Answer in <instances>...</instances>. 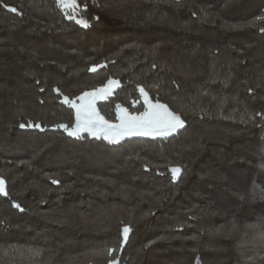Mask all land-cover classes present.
<instances>
[{
  "label": "trees",
  "instance_id": "1",
  "mask_svg": "<svg viewBox=\"0 0 264 264\" xmlns=\"http://www.w3.org/2000/svg\"><path fill=\"white\" fill-rule=\"evenodd\" d=\"M77 2L87 28L56 0H0V264H264V0ZM108 78L106 119L143 111L139 85L186 129L110 144L55 128L74 110L53 89Z\"/></svg>",
  "mask_w": 264,
  "mask_h": 264
},
{
  "label": "snow or ice",
  "instance_id": "2",
  "mask_svg": "<svg viewBox=\"0 0 264 264\" xmlns=\"http://www.w3.org/2000/svg\"><path fill=\"white\" fill-rule=\"evenodd\" d=\"M56 2L62 8L72 7L74 9L78 7L75 0H72L71 4L66 3V0H56ZM176 2H178V0H176ZM4 7L8 6L4 5ZM86 7L85 5V8ZM9 10L17 15H22L16 7H10ZM66 15L69 20H75L77 24L85 28L89 27L86 20L77 18L74 14L66 13ZM148 19H151V16H149ZM229 27L238 26L231 25ZM103 67H106V65H93L89 71L97 72L98 69ZM153 67H155V65H153ZM37 83H39V81H37ZM119 86L120 82L118 80L108 78L106 83L94 86L91 90L83 91L80 95L72 99L60 92L58 88L53 89L58 96L62 97L61 102L74 110V123H72L71 126L67 123H61L55 125V128L62 129L68 137L77 140L83 139L84 136L87 135L97 140H106L110 144H119L123 139L133 136L168 139L170 137H175L181 130L186 129L185 120L182 119L180 115L173 112L167 104L161 103L159 99L153 103L148 97V93L145 89L139 85L137 86L138 91L144 98V104H146L147 107H144L143 111L129 112L127 108H122L117 104L116 109L119 114L115 122L106 119L96 107V102L98 100H108ZM40 91L43 92L44 89L41 88ZM248 91L251 92L252 89L249 88ZM41 103H43V101H41ZM256 115L264 119V113H257ZM28 126L40 127L39 124L31 125V122H29ZM20 127L24 128L26 125L21 124ZM262 167H264V165H262ZM145 170H148L147 166H145ZM169 171L172 181L175 182L181 174L182 169L179 166H173ZM158 174L162 175V173ZM52 183L58 184L59 181L53 180ZM0 194H3L5 197L8 196V192L5 188V180L3 178H0ZM257 195H259L260 199L264 200V190H261V192L257 194L255 189H253L251 198L255 199ZM241 199H244V197L241 196ZM12 203L14 208L18 209L20 212L24 211L19 203L15 201ZM261 225H264V221L261 222ZM261 225H249L248 227L255 230ZM131 231L132 229L128 225H125L121 229L120 250H123V246L128 242ZM252 242L264 248V232H259L254 235L252 237ZM107 251L111 256L117 249L108 248ZM107 264H118V260L115 257H111L107 261Z\"/></svg>",
  "mask_w": 264,
  "mask_h": 264
},
{
  "label": "rangeland",
  "instance_id": "3",
  "mask_svg": "<svg viewBox=\"0 0 264 264\" xmlns=\"http://www.w3.org/2000/svg\"><path fill=\"white\" fill-rule=\"evenodd\" d=\"M66 3H68V4H71L72 3V0H66ZM75 3L78 5V7H76V8H72V7H68V8H62L60 5V7L63 9V11L65 12V13H69V14H74V15H76L77 16V18H81L80 17V10H81V7H80V5L78 4V2H77V0H75ZM148 97L150 98V96H149V94H148ZM151 99V98H150ZM100 101H104V100H98L97 102H96V107H97V104H98V102H100ZM142 101L144 102V98L142 97ZM153 103H155V101H152ZM145 107H147V105L145 104ZM122 108H124V107H122ZM130 112V111H129ZM119 114V113H118ZM133 137H142V136H133ZM127 138H132V137H127ZM127 138H125V139H127ZM144 138H152V137H144ZM125 139H123V140H125ZM122 140V141H123Z\"/></svg>",
  "mask_w": 264,
  "mask_h": 264
}]
</instances>
